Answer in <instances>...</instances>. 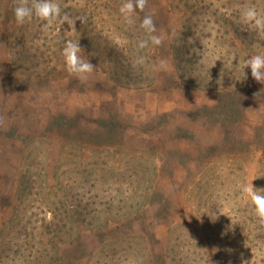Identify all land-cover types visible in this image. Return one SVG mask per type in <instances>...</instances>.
Listing matches in <instances>:
<instances>
[{
  "label": "rangeland",
  "instance_id": "obj_1",
  "mask_svg": "<svg viewBox=\"0 0 264 264\" xmlns=\"http://www.w3.org/2000/svg\"><path fill=\"white\" fill-rule=\"evenodd\" d=\"M17 2L0 0V264H264L241 192L264 189V84L237 67L264 54L239 19L264 0H148L131 26L123 0H57L73 28L18 25ZM146 14L166 38L139 50Z\"/></svg>",
  "mask_w": 264,
  "mask_h": 264
},
{
  "label": "clouds",
  "instance_id": "obj_2",
  "mask_svg": "<svg viewBox=\"0 0 264 264\" xmlns=\"http://www.w3.org/2000/svg\"><path fill=\"white\" fill-rule=\"evenodd\" d=\"M147 3L148 0H123L119 8V14L125 24L129 26L135 24L134 17L137 11L143 12ZM13 11L16 23L21 26L31 22L35 18L46 22V26L48 27L56 22H59L61 25L67 22L70 27H74L72 19L66 13H62L61 6L57 0H18ZM239 19L249 29L255 30L257 34L264 35V14L255 6L241 8ZM140 28L143 29L146 38L138 41L137 48L139 50L147 49L150 46L159 47L163 44L166 37L163 33L156 34L157 28L152 14L144 16L140 23ZM82 50L79 41L66 39L62 49V56L67 72L74 75L81 82H84L94 71L95 66L80 55ZM249 57L244 60L242 66L237 65V67L243 72L244 78L246 76L245 68H250L251 76L254 80L264 84V54H256ZM143 63L144 57L140 56L133 61V67L142 65ZM166 67L167 63L161 61L159 68L165 69ZM241 192L248 198L258 222L264 225V189L255 188L251 182L250 184L243 185Z\"/></svg>",
  "mask_w": 264,
  "mask_h": 264
},
{
  "label": "trees",
  "instance_id": "obj_3",
  "mask_svg": "<svg viewBox=\"0 0 264 264\" xmlns=\"http://www.w3.org/2000/svg\"><path fill=\"white\" fill-rule=\"evenodd\" d=\"M139 12V11H138Z\"/></svg>",
  "mask_w": 264,
  "mask_h": 264
}]
</instances>
